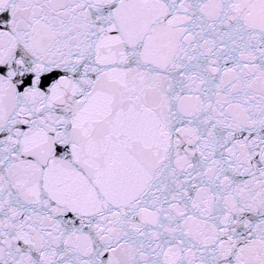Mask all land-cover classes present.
Returning <instances> with one entry per match:
<instances>
[{"label": "snow or ice", "instance_id": "snow-or-ice-1", "mask_svg": "<svg viewBox=\"0 0 264 264\" xmlns=\"http://www.w3.org/2000/svg\"><path fill=\"white\" fill-rule=\"evenodd\" d=\"M0 264H264V0H0Z\"/></svg>", "mask_w": 264, "mask_h": 264}]
</instances>
